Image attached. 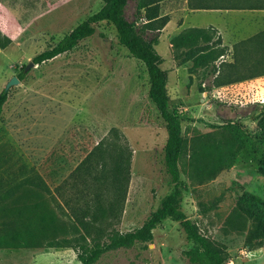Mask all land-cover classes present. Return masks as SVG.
<instances>
[{
	"label": "rangeland",
	"instance_id": "rangeland-1",
	"mask_svg": "<svg viewBox=\"0 0 264 264\" xmlns=\"http://www.w3.org/2000/svg\"><path fill=\"white\" fill-rule=\"evenodd\" d=\"M104 1L0 0V36L11 40L0 50V94L9 92L0 124L2 177L14 186L38 175L49 190L22 188V204L39 202L48 222L37 226V237L28 238L18 250L0 249V264H80L76 247L91 241L71 210L94 201V177L104 174L110 181L121 156L131 159L126 199L117 215L104 218L98 228L107 233L141 228L171 190L164 164L166 124L149 98L145 67L119 45L112 26L99 24L96 34L71 53L26 71L37 55L98 13ZM185 6L186 0H167L161 12L169 16ZM136 11L137 0H131L125 15L139 26L142 19ZM246 15L242 21L244 16H236L238 25L247 26L246 31L252 22L259 25L260 18ZM216 17L202 14L190 22L206 27L215 25ZM175 28H164L156 50L169 73L171 107L189 120L183 124L187 141L181 165L186 186L183 211L203 235L225 250L226 264H264V246L247 245L256 223L241 207L246 195L264 201L260 172L264 142L259 138L264 78L216 91L214 76L221 63L228 62L231 46L214 48L212 53L222 51L225 57L199 68L195 60L185 62L188 49H173V40L184 32L182 22ZM232 35L225 33L229 45L236 41ZM216 42L217 38L212 44ZM24 69L25 81L8 90ZM99 144L106 165L94 158L83 164ZM104 190L105 206L115 191L111 186ZM50 242H69L70 247L48 248ZM192 247L181 226L166 221L154 231L151 244L107 253L97 264H191L184 254Z\"/></svg>",
	"mask_w": 264,
	"mask_h": 264
},
{
	"label": "trees",
	"instance_id": "trees-1",
	"mask_svg": "<svg viewBox=\"0 0 264 264\" xmlns=\"http://www.w3.org/2000/svg\"><path fill=\"white\" fill-rule=\"evenodd\" d=\"M130 1L105 0L104 6L98 13L80 24L55 47L44 51L33 59L35 66H40L62 55L69 54L83 41L92 38L96 34V27L99 24L106 23L115 29L119 45L126 48L130 57L138 60L145 67L149 77V98L166 124L168 139L165 146L164 164L166 173L171 180L170 192L141 228L127 233L117 231L107 233L104 228H98V225H100L99 227L101 224L103 226L104 218L117 215L116 213L120 206L122 208L126 199L130 183L131 159L121 156L120 160L115 161L110 172L112 176L110 181L104 174L101 177H94V201L86 203L85 207L79 211L75 208L71 210V217L86 233L84 236L91 241V245L81 244L76 247L78 260L80 264H97L107 253L128 250L137 244H151L154 240V231L164 222L172 221L181 226L187 241L193 244L192 249L184 254L191 264H226L228 255L225 250L203 235L197 224L189 220L183 211L186 186L181 178V165L187 152V141L183 137V124L189 120L183 112L171 107L168 92L169 73L163 70L164 59L156 50L160 43L161 33L170 22L169 16H164L161 12V5L167 0H137L136 16L142 19L139 26L126 18L125 13ZM232 3V9L236 10H264V0H233ZM190 5L193 6L191 3ZM194 6L197 7L194 9L198 10L228 9L225 0H199ZM214 39L215 35L210 30L192 29L184 31L176 37L172 44L174 50L188 49L185 62L195 60L196 65L201 68V66L215 62L216 58L225 57L222 51L212 53L213 49L217 48L221 42L220 39L217 40L218 44L214 46L212 44ZM10 43V39L0 36V50L5 49ZM234 57L236 60L234 64L229 65L225 61L221 63L218 71L220 75L216 78L218 80L217 87L244 81L230 79L243 74L242 68L247 69L248 79L264 76V32L236 45ZM18 79L21 82L25 81V69L19 74ZM8 99L9 92L4 91L0 94V124ZM261 131L262 135L259 138L264 142V122L261 123ZM93 158L101 160L103 165H106L101 144L83 164ZM88 170L89 165L86 166L85 173L89 177L91 172ZM260 172L264 175V154ZM24 185L41 188L45 192L49 191L38 175L29 176ZM24 185L9 186L5 178L2 177L0 169V249L18 250L28 243V238L37 237L36 234L40 232V228L37 229V226L42 227L48 222V216L44 213L46 210L36 201L38 197L34 198L36 202L31 203L30 206L22 204L20 196ZM106 186H111L115 193L114 199L104 206L102 200ZM121 203L122 205H120ZM93 206H96L95 210L91 208ZM241 207L242 211L255 219L256 223L246 239L247 245L252 248L264 246V201L255 196L246 195L241 201ZM67 247H70L69 242H50L48 244V248L56 250Z\"/></svg>",
	"mask_w": 264,
	"mask_h": 264
},
{
	"label": "crops",
	"instance_id": "crops-1",
	"mask_svg": "<svg viewBox=\"0 0 264 264\" xmlns=\"http://www.w3.org/2000/svg\"><path fill=\"white\" fill-rule=\"evenodd\" d=\"M196 1L199 2V0H186V6L179 11H173L172 13L169 14V18H170V22L167 25V29L171 28V26L173 25L175 28V30H177L179 28L180 22H182V26H183V30L187 31V30H192V29H203V30H210L214 35L215 38H217V40H221L220 45H218L219 47L223 48V49H227L229 48L228 46H231L229 49V52H231V56L229 57V60H227L229 65L234 64L236 62L234 54H235V46L247 41L251 38H253L254 36L264 32V15L262 12H264V10L262 11H249V10H236V9H232L233 8V0H225V5L227 6L226 8L228 9H219V10H198V9H194L197 8L195 7V3ZM190 3L193 5L191 6ZM202 14H213V15H217V20H216V24L215 25H208L206 27H198L196 25H192V23L190 22L191 19L198 15H202ZM246 14H251L253 17H258L260 18L259 21V25H254L253 22L250 23L249 26H253L251 27L248 31H246V29L248 28L245 25H238L239 20L242 21L243 18L247 17L248 15ZM244 16V17H240L239 20H237L236 16ZM0 17H2V15L0 14ZM250 17V16H249ZM1 20V19H0ZM194 24V23H193ZM260 28H262L260 30ZM228 32L232 35V39L236 40L235 43L233 45H229L226 43V37H225V33ZM159 46V45H158ZM157 48V47H156ZM228 50V49H227ZM239 63V62H237ZM221 73V72H220ZM242 73L240 76H235V77H231L230 79L232 80H244L242 82H238V83H234L231 85H227V86H220L217 87L216 85H214V89L217 90H223V89H229V88H233V87H238L239 85H243L245 83L248 82H254L255 80H261L264 78L263 77H258V78H254V79H248V71L247 69H243L242 68ZM219 72L215 74V78H217L219 76ZM214 78V79H215Z\"/></svg>",
	"mask_w": 264,
	"mask_h": 264
},
{
	"label": "water",
	"instance_id": "water-1",
	"mask_svg": "<svg viewBox=\"0 0 264 264\" xmlns=\"http://www.w3.org/2000/svg\"><path fill=\"white\" fill-rule=\"evenodd\" d=\"M33 66H35V64L34 63H31L30 64V66L27 68V70L26 71H28L30 68H32ZM21 83V81L18 79V78H13L11 81H10V83L8 84V90L11 88V87H13V86H16V85H18V84H20Z\"/></svg>",
	"mask_w": 264,
	"mask_h": 264
}]
</instances>
